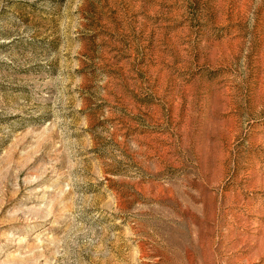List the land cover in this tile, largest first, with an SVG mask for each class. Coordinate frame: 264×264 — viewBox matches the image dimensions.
I'll return each instance as SVG.
<instances>
[{"label":"rangeland","instance_id":"obj_1","mask_svg":"<svg viewBox=\"0 0 264 264\" xmlns=\"http://www.w3.org/2000/svg\"><path fill=\"white\" fill-rule=\"evenodd\" d=\"M0 264H264V0H0Z\"/></svg>","mask_w":264,"mask_h":264}]
</instances>
